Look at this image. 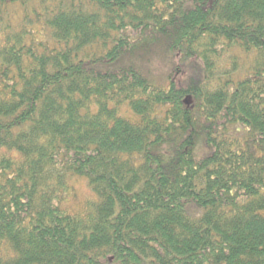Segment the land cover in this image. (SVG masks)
I'll use <instances>...</instances> for the list:
<instances>
[{
    "label": "trees",
    "instance_id": "trees-1",
    "mask_svg": "<svg viewBox=\"0 0 264 264\" xmlns=\"http://www.w3.org/2000/svg\"><path fill=\"white\" fill-rule=\"evenodd\" d=\"M145 261L264 264V0H0V264Z\"/></svg>",
    "mask_w": 264,
    "mask_h": 264
},
{
    "label": "rangeland",
    "instance_id": "rangeland-1",
    "mask_svg": "<svg viewBox=\"0 0 264 264\" xmlns=\"http://www.w3.org/2000/svg\"><path fill=\"white\" fill-rule=\"evenodd\" d=\"M179 63L182 64L180 60L178 61L175 60L173 62L171 61L170 58L168 59V55L166 54V51L164 50V48L158 45V46L152 47V50L150 51V53L146 56V58H144V61L142 62L143 64L142 66L144 70L150 73V75L153 77V79L150 78L153 83H156V84L160 83L162 85H168L169 79L171 76H173L175 79L180 81V80H184L186 75L188 74L193 75L197 73V71L190 68L189 66L187 69V74L185 73L186 74L185 77L184 75L183 76L178 75V73L174 72V70L175 68L179 66ZM177 69H179L178 71H182L180 68H177ZM73 184L77 186L76 191L78 192V195H79L78 202L80 203V201L84 198L85 194L88 193V189L84 181L82 180H77V181L73 180ZM143 264H151V262L145 261Z\"/></svg>",
    "mask_w": 264,
    "mask_h": 264
}]
</instances>
